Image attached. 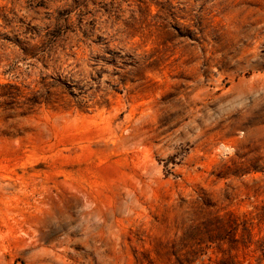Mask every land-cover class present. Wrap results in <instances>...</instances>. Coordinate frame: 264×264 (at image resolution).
<instances>
[{
    "label": "rangeland",
    "instance_id": "rangeland-1",
    "mask_svg": "<svg viewBox=\"0 0 264 264\" xmlns=\"http://www.w3.org/2000/svg\"><path fill=\"white\" fill-rule=\"evenodd\" d=\"M0 264H264V0H0Z\"/></svg>",
    "mask_w": 264,
    "mask_h": 264
}]
</instances>
